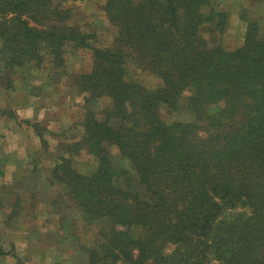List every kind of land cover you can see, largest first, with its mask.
<instances>
[{
  "label": "trees",
  "instance_id": "trees-1",
  "mask_svg": "<svg viewBox=\"0 0 264 264\" xmlns=\"http://www.w3.org/2000/svg\"><path fill=\"white\" fill-rule=\"evenodd\" d=\"M220 1L104 0L116 32L90 46L54 0H0L1 87L45 57L65 76V47L90 50L89 70L72 79L83 133L50 170L99 224L84 264H264V27L242 9L243 41L226 48L214 37L229 17ZM128 65L159 85L128 78ZM185 89L191 119L166 122L158 106L177 110ZM81 149L96 163L87 174L72 166Z\"/></svg>",
  "mask_w": 264,
  "mask_h": 264
},
{
  "label": "rangeland",
  "instance_id": "rangeland-1",
  "mask_svg": "<svg viewBox=\"0 0 264 264\" xmlns=\"http://www.w3.org/2000/svg\"><path fill=\"white\" fill-rule=\"evenodd\" d=\"M103 1L54 0L56 5L68 9V24L92 36L90 46L109 45L116 32L105 19ZM219 6L229 17L226 29L213 36L228 49L243 41L246 22L239 18L242 9L246 18L255 19L264 27V0H221ZM201 32L209 37L204 27ZM89 52L66 46L65 76L60 69H51L45 57L40 68L17 69L11 86L0 89V152L11 155L9 161L6 157L3 161L2 155L0 162L11 165L17 160L19 165L17 169L11 166L15 171L0 174V264H84V248L89 246L99 224L83 220L84 214L76 202L51 180L50 170L56 156L64 153L65 144L79 140L83 133V94L72 79L89 70ZM126 70L128 78L147 89H155L160 83L153 74L132 65ZM188 90L179 96L177 110L158 106L163 120L191 119L184 107ZM106 103L103 99L102 106ZM103 147L114 161L117 147ZM119 164L128 168L129 160L123 159ZM95 165V159L84 149L72 154V166L79 173L87 174ZM172 248L169 243L164 251ZM212 263L217 264L214 260Z\"/></svg>",
  "mask_w": 264,
  "mask_h": 264
},
{
  "label": "crops",
  "instance_id": "crops-1",
  "mask_svg": "<svg viewBox=\"0 0 264 264\" xmlns=\"http://www.w3.org/2000/svg\"><path fill=\"white\" fill-rule=\"evenodd\" d=\"M3 87H1L0 86V89H2ZM4 89V88H3ZM2 155H3V161H5L6 160V158H7V160L9 161L10 159H9V157L11 158V155H9V154H6V152L5 153H2V152H0V161H1V157H2ZM4 157H6V158H4ZM13 161V160H12ZM21 162V161H20ZM9 164V162H7L6 161V163L4 164V165H2V163L0 162V174H6V173H9V172H11V171H15V168L17 169V167L19 166L18 165V163H17V160H16V162H14V163H12L11 165H8ZM11 166H13V167H15V168H13V167H11ZM16 257V256H15Z\"/></svg>",
  "mask_w": 264,
  "mask_h": 264
}]
</instances>
